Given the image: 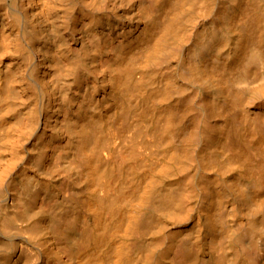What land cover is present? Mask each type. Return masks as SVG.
<instances>
[{"label": "bare ground", "instance_id": "6f19581e", "mask_svg": "<svg viewBox=\"0 0 264 264\" xmlns=\"http://www.w3.org/2000/svg\"><path fill=\"white\" fill-rule=\"evenodd\" d=\"M0 264H264V0H0Z\"/></svg>", "mask_w": 264, "mask_h": 264}]
</instances>
